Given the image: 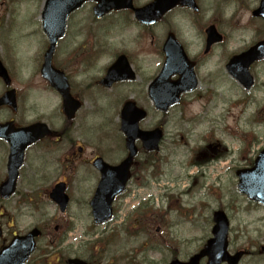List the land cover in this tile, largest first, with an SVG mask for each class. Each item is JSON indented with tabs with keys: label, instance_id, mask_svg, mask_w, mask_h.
I'll return each instance as SVG.
<instances>
[{
	"label": "flooded vegetation",
	"instance_id": "flooded-vegetation-1",
	"mask_svg": "<svg viewBox=\"0 0 264 264\" xmlns=\"http://www.w3.org/2000/svg\"><path fill=\"white\" fill-rule=\"evenodd\" d=\"M47 1L11 0L15 4L12 11L16 10L10 16L11 19H7L13 24L5 22L6 26H0V98L8 94L12 103L0 106V124H11V129L5 134L12 133V127L16 130L37 123L47 126L49 135L28 146L24 151L23 161L25 163L31 155L33 161L27 169L34 175L40 172L41 160L49 161L55 172L59 173L60 180L54 184L65 185L68 202L64 212L53 206L56 214L51 219L47 216L43 223L40 220L33 226L27 225L24 220L28 218L29 206L21 208L26 213L21 218L16 214L5 221L4 216L7 214L1 209L7 206V202H1L0 251L14 236L27 234L31 228L37 227L41 233L36 239L35 252L25 264L37 263L43 257L49 258L47 250L53 254L52 261H48V258L45 260L47 264H68L71 258H79L85 264L188 263L206 244L205 225L197 222L199 225L193 229L196 233L203 234L201 238L197 234L196 240L200 243L194 247L193 254H187L189 250L184 249L182 234L174 232L167 247H161L164 243L152 241L154 236L160 235V226L153 235L149 230V225L154 224L153 221L157 219L155 216L159 209L153 207L151 200L141 202L138 195V191L146 189L151 183L148 179L144 181V173L161 160L159 153L163 142L158 152H146L139 142L135 143L137 153L129 166L124 189L113 199L112 218L100 230L93 226L90 204L98 189L116 191L127 174L125 170H114L128 157L125 136L120 131L119 113L127 101L126 97H122L123 94L132 95L130 97L135 99L139 107L151 105L148 86L158 76L165 61L163 46L166 42L172 46L174 42L178 43L184 54L185 59L175 51H170L169 54L172 61L177 60L184 66L179 68L182 70L180 74L197 81L191 92L182 95L181 104L184 100L190 101V97L195 94L197 100L206 102L205 97L221 95L223 85L227 88L226 92L234 93L238 86L236 72L228 66L233 57L261 44V49L256 52L257 58L248 68L249 75L254 74L258 65L264 66V0H179L155 24H146L144 19L152 20L155 11L147 8L157 0H131L130 8L124 9H121L120 0L118 10L98 16L95 14L98 2L83 1L65 18L64 34L57 41L51 58L52 67L67 81L69 96L73 100L68 101L67 107H72L74 101L79 103V109L71 116L63 112L65 107L61 93L51 90L41 75L48 48L43 29ZM20 2L22 5L27 3L32 9L25 14L22 11L21 16L16 19L19 7H22ZM58 7H61L60 3ZM29 20L33 21L32 25L28 24ZM127 33L131 34L129 45L125 36ZM138 44L140 46L136 50L131 48ZM30 45L41 49L40 54H32L31 57ZM85 49L86 52L79 54V50ZM122 57L134 73L132 80H121V71L125 70V67L121 68ZM37 77L41 80L42 88L49 90L48 97L55 100L56 106L48 114L42 112L30 118L28 99L35 95L36 92L31 94V91L37 87H30L29 84L24 89L21 85ZM178 78L179 75L171 69L169 80L174 82ZM250 90L246 91L250 97L248 103L254 102L264 107V94L258 92L255 97ZM234 104L244 105L246 100H235ZM69 108L67 109L70 111ZM112 108H116L115 120L109 121L108 127L106 121ZM159 126L162 127L161 124H141V129L152 130ZM94 135L102 138H95ZM206 149L208 153L216 152L215 145L207 146ZM9 151L7 140L0 138V175L4 178L7 175ZM98 161L112 169H108L107 180L103 178L102 166ZM21 174L22 171L19 170V178ZM152 182L160 190L163 187L160 183H167L169 180L164 182L154 178ZM19 186L17 184L18 189ZM171 209H164L163 215H168ZM57 216L64 219L59 220ZM79 219L88 220L85 227L77 223ZM21 220L20 224L26 226L23 231H18ZM164 222L160 220L164 228L173 226V222ZM112 223L117 225L112 227ZM189 223L191 221L187 219L184 225L188 226ZM48 225L52 226L49 229L53 228L54 233H46ZM169 232L170 229L168 235ZM134 234L142 236L144 241L132 248L127 256H121L124 251L122 247L130 245L127 239ZM76 237L84 239V243L72 245L70 242ZM87 238L91 239L85 242ZM159 241L162 242L163 239L160 238ZM186 241L189 242V247H193L194 240ZM260 248L261 245L258 244L249 250L235 249L228 252L230 255L241 253L237 264H242L245 259L264 257ZM162 255L168 256L167 260L158 261ZM154 256H158V259H154Z\"/></svg>",
	"mask_w": 264,
	"mask_h": 264
},
{
	"label": "rangeland",
	"instance_id": "rangeland-1",
	"mask_svg": "<svg viewBox=\"0 0 264 264\" xmlns=\"http://www.w3.org/2000/svg\"><path fill=\"white\" fill-rule=\"evenodd\" d=\"M10 1L0 0V26H6L4 25L5 22L9 25L13 24L8 22L7 19L8 17L11 19L10 16L14 15L16 10L12 11L15 8V4ZM32 4L34 5L35 3ZM21 6L16 19L21 16L22 11L25 14L27 10L32 9L27 3L24 5L21 3ZM33 15L36 14L34 13ZM28 24L32 25L33 21L29 20ZM125 36L127 45H129L131 34L127 33ZM139 46V44L133 45L131 48L136 50ZM40 51L41 49L35 45L29 46L31 57L36 56V54L39 55ZM86 51V49L83 51L79 50V54ZM252 76L255 81L250 92L255 97H257L258 92L259 94H264V66L258 65L254 69ZM232 83L234 84V82ZM29 84L30 87L37 88L31 91V94L36 92L35 95H31L28 99V117L30 116L31 118L42 112L48 114L49 110L54 109L56 106L55 100L48 97L49 90L42 88L39 77L31 79L21 86L26 89ZM226 90V86L223 85L221 89V95L223 96L220 98V95H218V98L223 100L225 104L212 100L206 105L205 102L197 100V94H195V96L190 97V101L184 100L181 107L177 106L166 114H154L151 111L150 116L143 124L144 126L161 124L163 129L164 139L162 150L159 153L161 160L152 169H146L144 173L146 176L143 177L145 178L144 181L148 179L151 183L146 189L138 191L141 202L151 200L153 207L159 209L157 211L158 214L155 216L157 219L153 221L154 224L151 223L149 225V230L150 234L153 235L156 228L160 226V235L154 236L152 241L160 244L164 243V245H160L161 247H167L171 234L174 232L175 234H182L183 242H185L183 244L184 249L189 250L187 254H193L194 247L200 243L196 240L197 234L200 235L199 238L203 237L201 232L196 233L193 229L199 225L197 222L204 224L207 240L210 237L212 214L215 211H223L229 220V252L235 249L249 250L253 245H262V241H264V208L248 202L238 192L237 179L234 173L235 168L237 170L242 166L243 169L248 168L247 165L250 162L252 163L256 152L264 146V112H257L258 107L261 105L254 104V102L249 103V105L246 104L243 109L234 105L232 108L226 107V104L232 100L231 97L227 96L228 92ZM239 90L242 92V88L238 85L235 88L234 95H232L235 100L238 98ZM130 96L132 95L123 94L122 99L124 97L132 98ZM262 108L264 109L263 106ZM115 109L112 108L111 112H109V117L106 121L108 127L110 125L109 121L115 120ZM94 137L102 138V136L96 135ZM217 142L222 147L218 148V153L215 156L217 162H214L209 160L212 157H210L211 155H209L206 147L216 145ZM225 150L231 152V155L227 154L228 152L226 153ZM218 160H221L219 165H209L210 163H218ZM51 167L48 166L46 171L49 172ZM40 173L36 175L31 172L21 174L18 181V185H20L18 193L7 202V215L13 216L19 213V218H21L23 214H26L25 210L21 208L29 206L27 216L33 213L35 223L40 222V220L43 223L47 216L48 219H51L56 214L53 205L47 196L44 195V189L50 187V183L53 182L54 184L60 180L58 178L59 173H50L46 177H40ZM202 175L205 178H202ZM154 178H159L164 182L169 180V182L164 183L163 187L158 190L152 182ZM0 179H2L1 176ZM73 192L74 189L71 190V193ZM23 196H27V200H23ZM167 207L172 209L168 215H163L164 209ZM57 218L59 220L64 219L60 216H57ZM187 219L191 223L185 226L184 223ZM160 220L168 224L173 222V226L164 228ZM30 221L32 219H27L28 224ZM87 221L79 219L77 223L81 227H85L86 223H88ZM21 222L22 220L18 224L19 229H23L26 226L25 224H20ZM116 225L117 223L111 224L112 227ZM50 226L48 225L46 231L48 234L54 232L53 228L49 229ZM129 235L126 237L128 238ZM160 238L163 239L162 242L159 241ZM90 239H85V242ZM187 239L194 240V243H192L193 247L188 246L189 242L186 241ZM75 241L81 244L84 243V239ZM142 241H144L142 236L138 234L132 235L130 239H127L130 245L122 247L124 251L121 256L123 254L127 256L130 250ZM177 243L181 244L182 242ZM164 255L160 256L158 261L167 260L168 256L164 257ZM262 258L245 259L242 264H264V259L261 260ZM44 259L45 257L32 264H45ZM154 259H158V256L157 258L154 256Z\"/></svg>",
	"mask_w": 264,
	"mask_h": 264
},
{
	"label": "water",
	"instance_id": "water-1",
	"mask_svg": "<svg viewBox=\"0 0 264 264\" xmlns=\"http://www.w3.org/2000/svg\"><path fill=\"white\" fill-rule=\"evenodd\" d=\"M83 1L85 0H48L43 16V29L49 40V49L45 55V64L43 65L42 75L44 79L49 82L51 87L59 90L65 98L68 97L66 88L63 91L54 71L50 68V54L53 52L57 39L63 34L65 18L71 11L80 6ZM96 1L98 2L97 7L95 8L96 15H100L104 11L108 12L119 8V0ZM169 1L170 0H161L160 4L156 7V15L159 16L163 12L162 10L168 5ZM59 3L61 4V7H58ZM121 7H124V0H121ZM153 10L155 11V9ZM261 46V44L257 45L249 52L233 58L229 63V69L236 72L235 77L244 84L246 88L251 83V79L247 74V69L257 58L256 52L261 49ZM166 68H168V63L167 67L165 64L161 76L154 82L149 91V97L153 100L156 108L160 111H166L169 106L178 101V97L181 93L192 90L196 85L195 81L190 79L178 80L173 84L169 83L167 79L168 69ZM1 102L2 101H0V104H2ZM144 117L145 113L142 110L136 109L134 105L130 103L125 104L121 111V131L126 136V146L131 151L130 154H134L133 142L135 139H140L147 149L153 150L157 148V143L161 138V134L158 130L151 133L140 132L138 130L137 124L140 120L144 119ZM32 129H44V127L34 126ZM2 131L3 126H0V132L2 133ZM1 136L2 135L0 134V137ZM34 139H36V137H34ZM7 140L11 144L12 155L9 162L10 164L8 165L9 180L5 184L7 188L1 192L2 195L9 194L17 176V169L21 163L22 151L24 147L31 142H26L20 148L16 141V136L7 137ZM18 147L21 150L19 155L15 151ZM131 157L132 156L129 155L127 162L122 165L123 169L127 170ZM237 176L239 179V191L249 199L264 204V150L255 160L252 169L238 172ZM99 196L100 195L97 194L90 204L92 208V216L96 223L103 222V220L109 216L108 202L101 201L102 199ZM50 197L56 203H61L64 199L61 196V189L58 187H56ZM213 221L215 224L212 231L213 239L207 243L205 249L198 256L194 257L189 264H197L198 260L202 257H207V264H220L223 261L230 262L231 260H236L228 258L226 254L227 221L225 217L220 213H215ZM31 236L27 239H17L10 248L4 251L1 256V258L4 259L2 264H21L32 251L33 242ZM22 243H24L27 248L18 254V246ZM234 262L235 261L231 264H234Z\"/></svg>",
	"mask_w": 264,
	"mask_h": 264
},
{
	"label": "bare ground",
	"instance_id": "bare-ground-1",
	"mask_svg": "<svg viewBox=\"0 0 264 264\" xmlns=\"http://www.w3.org/2000/svg\"><path fill=\"white\" fill-rule=\"evenodd\" d=\"M233 94V91H230V93H228V97L232 96Z\"/></svg>",
	"mask_w": 264,
	"mask_h": 264
}]
</instances>
